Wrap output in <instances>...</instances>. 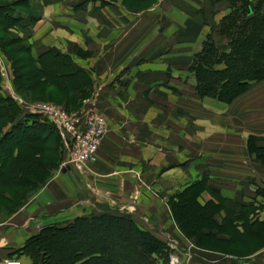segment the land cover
I'll list each match as a JSON object with an SVG mask.
<instances>
[{
  "label": "rangeland",
  "instance_id": "obj_1",
  "mask_svg": "<svg viewBox=\"0 0 264 264\" xmlns=\"http://www.w3.org/2000/svg\"><path fill=\"white\" fill-rule=\"evenodd\" d=\"M12 1L14 0H6V3L10 4ZM27 1L32 4V10L38 9V1ZM99 1L103 6H113V0ZM186 1L171 0L169 6L166 1L161 4V0H154L145 6L136 2H133V5L126 4L121 0L120 8L131 18L130 25H133L135 31L133 47L140 45L144 47L142 55L140 52L133 54L131 68L123 70L116 77V81L99 83L96 77H99L98 80H101V77L99 71H96L97 75L94 78L90 75V86L85 89L84 94L74 98L69 106L66 103V96L46 87L20 92L23 97L16 93L19 98H10L19 106L21 114L23 112L37 114L31 112L30 108L38 103H48L70 113L91 111L105 121L103 139L112 133V123L119 121L118 132L126 135L125 139L111 140L114 141L117 150L107 148L103 154V158L110 157L111 160L129 156L133 158V151L143 148L140 144L134 147L136 142L134 143L131 135L133 129L145 131L150 128L153 131L155 143L152 151L156 164L152 172L148 168L146 175L145 166L122 165V179L105 182L107 188L103 190L101 172L110 173L113 170L112 164L94 165L98 156L101 158L99 149L104 140L102 139L99 145L95 161L85 168L72 164L63 165L69 160L66 141L49 123L53 127L50 128L52 132L49 144L56 147L53 157L58 160L52 163L49 161L52 159L51 153H46L42 162L50 173L45 175L44 179L46 177L48 182L54 173L59 175L62 173L57 186L64 190L68 183V189L75 191L72 206L76 209L72 213L70 210L66 217L60 215L59 222L55 224L64 225L78 218H89L101 213L122 215L132 219L139 228L151 232L168 245L167 264H262L264 248L253 253L251 257L234 261L232 259L224 261L225 257L220 254L198 250L176 227L169 211L170 202L175 196L189 185L198 183L201 187L197 199L199 205L212 202L215 206L222 207L223 211L215 215L218 222L225 216L234 219V211H240L242 206H248L247 218L251 221L260 220L264 216V199L255 196L258 190L264 188V161L257 160L255 152L249 151L250 143L255 147L264 148V113L258 106V102L262 103L261 99L264 97V94H259V89H264V80L251 82L244 93L227 104L211 98H201L196 94L194 77L188 71L191 57L199 50L209 33L210 27L207 24L212 20L219 23L222 17L229 13V6L225 1L214 3V0H195L201 6L199 10L201 22L183 24L179 21L181 16L178 11L171 5L174 3L179 6V11H183ZM210 12L214 14L209 15ZM14 15L26 18L20 8ZM30 19L15 24L18 29L23 30H15L17 38L12 35L13 39L26 40L27 27L35 23ZM2 24L7 27L9 21L1 22L0 26ZM8 39L10 36L0 30V44L4 45ZM20 45L27 48L26 43ZM14 57L22 59L24 56ZM146 64L148 66L146 69L150 70L146 73L147 77H144L139 68ZM56 67L54 62L45 63L49 75ZM131 73H134L133 82ZM2 75H5V70ZM54 76L57 77L56 73L51 74L53 80ZM137 84L142 85L144 90ZM126 89L133 90L132 100L131 96L123 95ZM110 90L117 95L114 96L115 101L111 103L112 105L106 107L103 96ZM119 94L121 95L118 97ZM118 109H123L120 110L122 112L120 120ZM258 124L263 127H258ZM248 126L250 133H247ZM8 127L10 125L6 124L3 131ZM3 131L0 133H4ZM53 139L57 140L56 145ZM165 172L168 174L163 176ZM28 189L30 192H17L6 200L0 197V223L19 209L16 208L17 202H20L19 206L22 207L31 198L34 193H31L32 188ZM26 194L29 195L27 199ZM214 210L210 207L208 212L212 213ZM185 217L196 218L197 214L189 208L185 211ZM234 222L237 223L236 220ZM221 236L225 239L228 235ZM59 238L62 239L61 244L57 243L50 248L53 259H64L70 254L69 242L70 238L74 239V235L68 234ZM247 245L246 248H240L239 252L249 253L251 245ZM20 249L11 247L10 256L0 260V264L4 262L35 264L22 254ZM109 251L116 252L113 247H110ZM222 260L224 262H221Z\"/></svg>",
  "mask_w": 264,
  "mask_h": 264
},
{
  "label": "trees",
  "instance_id": "obj_2",
  "mask_svg": "<svg viewBox=\"0 0 264 264\" xmlns=\"http://www.w3.org/2000/svg\"><path fill=\"white\" fill-rule=\"evenodd\" d=\"M219 1L228 3L229 13L219 23L212 20L207 24L209 33L191 57L188 71L194 77L195 91L199 97L227 104L244 93L251 82L264 80V0L213 2ZM122 2L148 6L154 0ZM18 8L21 9L19 0L10 4L0 0V23L9 21V25L6 27L2 24L0 30L10 36L4 45L0 44V51L10 62L15 92L19 94L46 87L66 96L69 106L74 98L83 95L90 86V76L67 55L46 51L34 58L27 37L25 41L13 39L12 35H17L15 30H23L15 24L26 22L29 18L33 23L38 18L31 6L27 12L30 15L26 18L14 17ZM23 43H26L27 48H22L20 44ZM15 55L24 57L17 59ZM47 61L57 65L50 75L45 68ZM55 73L57 77L54 76L53 80L51 74ZM43 118L37 114H21L14 100L2 96L0 92V131L6 124L10 125L4 133H0L1 199L6 200L17 192H30L28 188H32L31 193H35L46 182L44 176L50 173L42 162L46 153H51L52 159L49 161L52 163L58 160L53 157L56 147L49 144L50 128L54 125ZM53 143L56 145L57 140L53 139ZM249 151L255 152L257 160L264 161V148L250 143ZM200 192L198 183L191 184L175 196L169 205L176 227L194 247L204 253L220 254L225 257L223 260L233 261L251 257L264 248V216L251 221L247 218L248 206H242L240 211L232 212L234 219L225 216L218 222L215 215L223 211L222 207L212 202L199 205L197 199ZM27 194L25 199L29 197ZM255 196L264 199V188L258 190ZM17 203L16 208H19L20 202ZM210 207L215 209L212 213L208 212ZM189 208L197 214L196 218L185 217V211ZM68 234L74 235V239L70 238L69 242L70 254L64 259H53L50 248L61 244L62 237H59ZM222 234L229 237L223 239ZM244 242L251 245V251L247 254L239 252L240 248L248 246ZM110 247L116 252L109 251ZM20 248L21 253L35 264H167L169 252L164 241L139 228L132 219L110 213L78 218L64 225L44 226L28 237Z\"/></svg>",
  "mask_w": 264,
  "mask_h": 264
},
{
  "label": "crops",
  "instance_id": "obj_3",
  "mask_svg": "<svg viewBox=\"0 0 264 264\" xmlns=\"http://www.w3.org/2000/svg\"><path fill=\"white\" fill-rule=\"evenodd\" d=\"M19 1H21L23 16H29L27 12L29 6L32 4L30 5L27 0ZM36 1L39 2H37L38 9H36V16L38 18L33 25L27 27L26 36L27 44L34 58L46 51L64 54L69 56L73 62L85 70L89 76L92 75L93 78L97 75L96 71H99L101 80H98L99 77H96L99 83H105L107 81L109 83L116 81V77L123 70L131 68L133 54L138 52L141 55L143 54L142 48L144 45L133 47V34H135V31L133 30V25H130L131 18L126 13L124 14L120 8L121 0H113V6H103L99 0ZM165 1L170 6L171 0H161V4ZM171 7L178 11V14L181 16L179 21L183 24H190L192 22H198L200 24L199 10L201 6L197 1L187 0L184 3L183 11H179V6L174 3H172ZM169 11L171 10L169 9ZM18 18H22V16ZM146 68H148L147 64L139 68L142 70L144 77H147L146 73L150 70ZM0 70L1 94L19 98L14 91L10 62L2 52L0 53ZM4 70L5 75H2ZM133 75L134 73L130 74L132 82ZM137 85L141 90H144L142 85ZM259 90V94H264L263 88ZM116 95L117 93L113 94L112 90L106 91L103 96V102H105L106 107L112 105L111 103L115 101L114 96ZM123 95L126 97L131 96L130 98L132 100L133 90L126 89ZM261 102H258V106L264 113V97L261 99ZM120 110L123 109H118L119 120L120 114L122 113ZM118 122L115 124L112 123L113 131L103 139L104 141L101 143L103 145L99 149L101 158L98 156V160L94 163V165L98 164L103 166L106 164L113 165L112 172H101L102 175L100 176L102 177L103 190L107 188L105 182H109L110 180L119 181L122 179V165L136 164L138 166H145V174L148 175V168L152 172L154 164H156L152 151L155 141L153 131L150 128L145 131L139 129H133L131 131L134 143L136 142L134 147H137V144L143 147L140 150L133 151V158L130 156L123 157L120 160H111L110 157L103 158V154L106 153L105 150L107 148L112 149V151L117 150L114 141L111 142L112 139H125L126 134H119L118 132ZM258 127L263 126L258 124ZM247 131V133L251 132L250 126H248ZM94 165H91V167ZM184 171L185 168L182 169V173ZM61 174L54 173L51 179L48 182L46 181L22 207H19L11 217L0 223V260L7 259L10 256L9 251L11 247H21L28 237L35 234L34 232L36 230L53 223H58V217L60 215L66 217L70 210H72V213L76 209L74 208L75 206H72L75 191L68 189V183H66L64 190L57 186L58 181L61 180ZM166 174L168 173H163V176ZM110 177L111 179H109ZM149 179L151 180L152 176ZM149 179H146V181H149ZM261 259V263L264 264V256ZM224 261L222 260L221 262Z\"/></svg>",
  "mask_w": 264,
  "mask_h": 264
},
{
  "label": "built area",
  "instance_id": "obj_4",
  "mask_svg": "<svg viewBox=\"0 0 264 264\" xmlns=\"http://www.w3.org/2000/svg\"><path fill=\"white\" fill-rule=\"evenodd\" d=\"M30 111L47 119L65 139L69 160L63 165L72 164L85 168L95 161L105 134V121L101 116L91 111L69 113L48 103L31 106ZM2 264L18 263L4 262Z\"/></svg>",
  "mask_w": 264,
  "mask_h": 264
},
{
  "label": "water",
  "instance_id": "obj_5",
  "mask_svg": "<svg viewBox=\"0 0 264 264\" xmlns=\"http://www.w3.org/2000/svg\"><path fill=\"white\" fill-rule=\"evenodd\" d=\"M62 172H64V170Z\"/></svg>",
  "mask_w": 264,
  "mask_h": 264
}]
</instances>
